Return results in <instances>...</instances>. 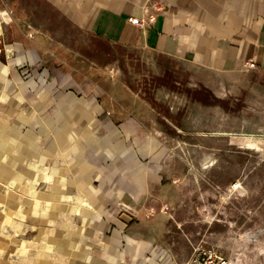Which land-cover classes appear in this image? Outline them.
I'll return each instance as SVG.
<instances>
[{
	"label": "crops",
	"instance_id": "crops-1",
	"mask_svg": "<svg viewBox=\"0 0 264 264\" xmlns=\"http://www.w3.org/2000/svg\"><path fill=\"white\" fill-rule=\"evenodd\" d=\"M45 1L72 26L87 31L106 47L78 51L81 57L74 53V59L82 60L78 65L57 69L55 81L49 85V91L57 94L54 113H46L47 97L44 103L25 102L14 114L21 129L48 121L55 124V135L46 148L42 144L39 153L31 150L37 163L29 169L51 172L57 168L66 181L51 179L55 198L48 203L62 204L56 219L67 215L74 222L83 221L80 226L74 223L69 231L58 232L57 245L62 241L67 246H55L57 238L39 246H0V264H175L164 246L133 231L140 214L150 210L166 187L162 163L168 148L155 127L162 115L145 91L147 86L171 88L168 83L155 85L154 79L175 75L182 66L191 78L200 73L241 79L247 73L264 71V0ZM158 4L161 10L155 8ZM149 13L156 14L154 22H132V18H148ZM112 47L132 54L122 55ZM20 58L29 66L36 65L38 59L33 52L30 59L34 62H29L27 54ZM133 59H152L156 65L146 69L151 79L141 87L128 78V64ZM252 61L257 67L247 66ZM32 70L30 67L27 72ZM44 72L49 77L53 69L46 66ZM187 83L188 90H211L217 95L224 88L206 80L183 85ZM45 135L44 131L39 136L30 131L13 141H22L25 147ZM10 148L8 152L13 151ZM52 160L56 166L48 171L41 168ZM29 175L26 182L33 187L35 180ZM22 176L18 173L10 181ZM82 202H88L93 210L88 220L76 213ZM108 204H114V211L106 210ZM11 208L14 213L13 205ZM57 227H61L59 222ZM81 231L87 236L84 244ZM113 244L119 253L112 250ZM146 252L153 257L144 258Z\"/></svg>",
	"mask_w": 264,
	"mask_h": 264
},
{
	"label": "rangeland",
	"instance_id": "rangeland-1",
	"mask_svg": "<svg viewBox=\"0 0 264 264\" xmlns=\"http://www.w3.org/2000/svg\"><path fill=\"white\" fill-rule=\"evenodd\" d=\"M0 25V140L8 143L0 163V246H39L50 244L52 238H57L55 246H67L62 241L57 245L61 237L58 232L71 230L74 223L82 225L83 219L74 222L67 215L56 219L62 204L48 203L55 198L51 179L64 184L66 179L57 168L48 172L51 181L44 178L46 172L41 169L30 172L32 164L37 163L31 150L39 153L42 144L46 148L55 135V124L48 121L35 128L18 126L22 135L30 131L38 136L44 131L46 135L35 139L30 144L32 149L29 144L22 147V142L15 145L22 148L15 149L11 142L22 135L15 132L14 114L25 102L44 103L48 98L46 113H54L57 94L49 91V85L55 81L57 69L78 65L82 61L77 59L81 57L78 51L106 47L87 31L72 26L45 0H0ZM112 50L132 54L114 47ZM31 52L38 58L36 63L30 59ZM25 54L36 65L22 61L20 57ZM46 66L53 69L49 77L44 75ZM128 66L130 83L141 87L151 79L146 69L156 65L152 59H133ZM30 67L33 70L28 73ZM176 70L175 75L154 79L155 85L168 83L171 88L166 85L155 90L147 86L145 91L162 115L155 127L168 148L162 163L166 187L160 199L150 204V210L140 214L133 231L164 246L175 264H188L200 252L209 250L219 252L228 264H264V71L231 79L200 73L191 78L185 74V66ZM200 80L224 88L217 95L216 91L188 90L190 85H183ZM10 147L13 151L8 152ZM41 166L48 171L56 166V160ZM18 173L23 174L19 178L23 187L15 193L8 180ZM25 174L35 180L38 204L31 203L33 187L26 182ZM41 180L45 181L37 186ZM237 181L242 186L234 188ZM24 184L29 185L28 191H24ZM12 205L14 213L9 209ZM113 207L108 204L106 210L114 211ZM80 209L79 214L84 216L90 208ZM80 237L84 244V231ZM147 257L153 256L146 252Z\"/></svg>",
	"mask_w": 264,
	"mask_h": 264
},
{
	"label": "built area",
	"instance_id": "built-area-1",
	"mask_svg": "<svg viewBox=\"0 0 264 264\" xmlns=\"http://www.w3.org/2000/svg\"><path fill=\"white\" fill-rule=\"evenodd\" d=\"M155 8L157 10L162 9V5H156ZM156 20V14L155 13H149L148 18H132V22L139 25H145L152 23ZM247 66L249 68H255L257 67L256 62H248ZM188 264H228V260L221 255L219 252L215 250H209L200 252L199 255L196 257L195 260L190 261Z\"/></svg>",
	"mask_w": 264,
	"mask_h": 264
},
{
	"label": "bare ground",
	"instance_id": "bare-ground-1",
	"mask_svg": "<svg viewBox=\"0 0 264 264\" xmlns=\"http://www.w3.org/2000/svg\"><path fill=\"white\" fill-rule=\"evenodd\" d=\"M0 28H1V25H0ZM12 46H10V48H11ZM6 73H7V70L5 71V76H6ZM15 131H18V132H20L19 130H18V125L15 127ZM18 134V133H17ZM8 141H9V139H7ZM19 142H22V141H19V140H15V141H12V144L11 145H17V144H19ZM7 142H5V141H3V140H0V163H1V161H2V157H4V149H5V147L7 146ZM22 145H23V142H22ZM5 167V166H4ZM7 167V166H6ZM10 167V166H9ZM11 168V167H10ZM2 169V168H1ZM7 172V171H6ZM44 178L46 179V180H50L51 179V175H49V173L48 172H46V174H45V176H44ZM8 184L11 186V187H13V189L15 190V193L17 192V191H19L23 186L21 185V184H23L22 182H20L19 181V179L18 178H14V180H12V181H10V182H8ZM234 186V188H238V187H241L242 186V184H241V182L240 181H237V183L235 184V185H233ZM36 186H33V188H32V193H33V197H34V199H33V202L32 203H35L36 201H38V190H37V188H35ZM29 189H27V187H25L24 188V191H28ZM31 191V190H30ZM37 203V202H36ZM99 203V202H98ZM83 206H87L88 207V202H82V204L79 206V208H77L76 209V213H80L81 212V209H80V207H83ZM91 207V206H90ZM94 208V207H93ZM92 210V209H91ZM90 209L88 210V212L86 213V214H84V217L86 218V220H88L90 217H91V214H92V211H91ZM87 211V210H86ZM94 218V217H93ZM130 241V240H129ZM118 246H116L115 244H113L112 245V250L114 251V252H116V253H119L118 252V248H117ZM115 254V253H114Z\"/></svg>",
	"mask_w": 264,
	"mask_h": 264
}]
</instances>
